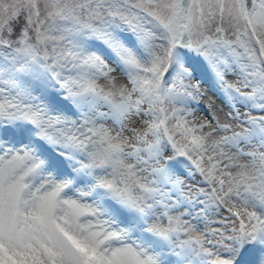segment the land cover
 <instances>
[{"label": "snow or ice", "instance_id": "obj_1", "mask_svg": "<svg viewBox=\"0 0 264 264\" xmlns=\"http://www.w3.org/2000/svg\"><path fill=\"white\" fill-rule=\"evenodd\" d=\"M0 264H264V0H0Z\"/></svg>", "mask_w": 264, "mask_h": 264}, {"label": "rangeland", "instance_id": "obj_2", "mask_svg": "<svg viewBox=\"0 0 264 264\" xmlns=\"http://www.w3.org/2000/svg\"><path fill=\"white\" fill-rule=\"evenodd\" d=\"M208 95H209V96H211V95H212V93H211V92H209V93H208ZM202 103H203V102H202ZM197 115H200V113H197Z\"/></svg>", "mask_w": 264, "mask_h": 264}]
</instances>
